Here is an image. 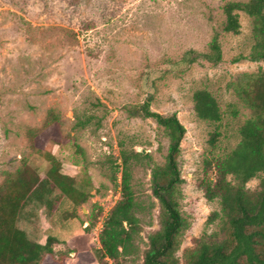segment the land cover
<instances>
[{
    "label": "rangeland",
    "instance_id": "374dc122",
    "mask_svg": "<svg viewBox=\"0 0 264 264\" xmlns=\"http://www.w3.org/2000/svg\"><path fill=\"white\" fill-rule=\"evenodd\" d=\"M229 1L245 0H0V184L25 161L45 174L50 161L42 153L50 151L91 195L81 205L62 197L54 210L27 208L21 224L29 236L57 238L54 256L43 264H99L104 219L120 199L122 148L150 154L133 161V183L138 199L154 208L142 216L138 255L120 262L143 263L149 236L160 228L152 168L165 163L169 138L154 119L131 117L125 108L150 96L154 111L177 113L186 127L179 200L191 224L177 253L180 264L198 237L219 231V220L207 224L220 204L199 185L203 160L217 128L219 153L239 143L250 111L232 84L264 69V61L241 57L253 43L248 15L241 12L239 33L223 31ZM216 32L222 61L182 62L189 49L208 52ZM200 88L217 97L224 111L219 124L197 116L193 93ZM50 113L59 119L51 121ZM31 129L42 131L35 137L40 151L31 147ZM259 182L255 177L246 188L255 191Z\"/></svg>",
    "mask_w": 264,
    "mask_h": 264
},
{
    "label": "trees",
    "instance_id": "16d2710c",
    "mask_svg": "<svg viewBox=\"0 0 264 264\" xmlns=\"http://www.w3.org/2000/svg\"><path fill=\"white\" fill-rule=\"evenodd\" d=\"M241 12L251 18L253 39L248 56L241 57L264 61V0L227 2L224 32L237 34L241 31ZM219 37L216 32L208 52L186 51L182 62L222 61ZM232 85L250 115L240 126L239 143L227 152L217 151L221 130L217 128L211 133L199 185L209 201L220 204L207 220L208 225L219 220L220 228L196 239L195 246L185 251L186 264H264V69L244 72ZM193 101L200 119L217 124L223 120L224 111L209 89L195 90ZM151 102L152 96L142 104L125 108L131 117L154 119L169 138L165 163L152 168L151 188L160 207V228L149 236L142 264H180L177 253L191 224L181 211L179 200L184 179L178 156L186 127L177 113L165 115L154 111ZM50 114L51 121L59 119L56 114ZM41 129L28 131L31 147L37 151L40 150L35 137ZM42 155L50 161L45 174L25 161L0 184V264H43L47 257L55 254L57 238L54 235L40 242L32 239L22 227L28 207L42 205L54 210L62 197L71 199L75 205L86 203L91 197L87 190L77 185L75 176L62 172V162L54 153L47 151ZM149 156V153L130 152L125 148L120 150L121 181H116L120 199L104 219L101 247L95 254L99 264H120L122 258H132L139 253L137 242L143 229L142 216L148 208H154V202L147 206L138 199L133 183V161ZM255 177L260 178L258 189L249 191L246 185Z\"/></svg>",
    "mask_w": 264,
    "mask_h": 264
}]
</instances>
